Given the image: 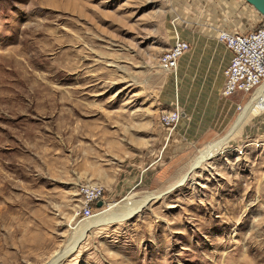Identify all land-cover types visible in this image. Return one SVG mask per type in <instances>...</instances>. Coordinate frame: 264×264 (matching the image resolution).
<instances>
[{"label":"rangeland","instance_id":"obj_1","mask_svg":"<svg viewBox=\"0 0 264 264\" xmlns=\"http://www.w3.org/2000/svg\"><path fill=\"white\" fill-rule=\"evenodd\" d=\"M241 2L234 29L228 14L208 28L200 0H0V264H46L87 220L143 202L63 264H264V111L234 132L249 95L222 93L219 32L264 19ZM177 31L192 45L169 72L159 56ZM227 98L243 106L231 117ZM177 102L166 143L160 116ZM82 183L105 187L90 219Z\"/></svg>","mask_w":264,"mask_h":264},{"label":"built area","instance_id":"obj_2","mask_svg":"<svg viewBox=\"0 0 264 264\" xmlns=\"http://www.w3.org/2000/svg\"><path fill=\"white\" fill-rule=\"evenodd\" d=\"M218 38L232 53L230 62L224 69L223 95L231 96L241 92L249 95L247 102L255 98L256 103L264 107V19L258 26L247 31L221 30ZM190 48V42L177 31L173 44L160 54L159 66L169 72L175 71L179 60ZM242 107L239 104L237 109L241 110ZM181 116V107L177 102L174 108L161 114L160 121L171 134ZM79 194L84 201L80 210L84 219H90L105 210L94 207L99 200L105 201L103 185L82 183L79 185Z\"/></svg>","mask_w":264,"mask_h":264},{"label":"crops","instance_id":"obj_3","mask_svg":"<svg viewBox=\"0 0 264 264\" xmlns=\"http://www.w3.org/2000/svg\"><path fill=\"white\" fill-rule=\"evenodd\" d=\"M200 2H201V13L199 14V16H200V18L202 19V22H207V24H206V26L209 28L210 27V24H209V18L211 17L210 16V14H216V16L217 17H223V18H225V14H228V15H226L227 17H229V18H232L233 17V19H231V23H228V25L227 26H231V27H233L234 29H235V26H237V18H236V15H239L240 14V8H241V4H242V2H241V0H200ZM231 13V14H230ZM215 16V17H216ZM257 18L258 19H260V16H258V14H257ZM250 30V29H249ZM247 31V30H246ZM232 32H237V31H232ZM181 34V33H180ZM181 36L184 38V36L181 34ZM208 36V35H207ZM201 37H205L206 38V36H201ZM208 38H210V37H207V39ZM184 39H186V38H184ZM174 40H175V38H174ZM174 40H173V42H174ZM187 41H189L190 42V44L192 45V43H191V40H189V39H186ZM173 42L171 43V45L173 44ZM170 45V46H171ZM169 46V47H170ZM226 48H227V46H226ZM167 49V48H166ZM228 49V48H227ZM229 50V49H228ZM190 50H188L182 57H181V59L189 52ZM229 52H230V58L228 59V62L223 66V68H222V74H223V82H222V88H223V85H224V82H225V76H224V69H225V67L229 64V62H230V59H231V56H232V53H231V51L229 50ZM212 55H213V57L212 58H215V56H214V54L212 53ZM181 59L179 60V63H180V61H181ZM179 65V64H178ZM241 92H237L236 94H240ZM236 94H234V95H236ZM243 96L245 97V95H244V93H243ZM248 104V103H247ZM246 104V105H247ZM220 105H221V108H223V111H224V114H228L230 117L232 116V114H233V112H234V109H237V107H238V104L236 105L235 104V107H234V102H233V100L232 99H230V98H227V99H224L221 103H220ZM245 108H246V106H245ZM245 108H244V110H245ZM244 110L242 111V113H241V115H240V117H239V119H238V121L236 122V124H235V127H237V125L238 124H240L241 122H243L245 119H247L252 113H254V112H257V111H264V110H261V109H259L258 107H256V108H253L249 113H248V115L244 118V120H241V116H242V114H243V112H244ZM181 114H183V110H182V108H181ZM194 116V115H193ZM182 117V116H181ZM180 121H181V119H180ZM226 122V121H225ZM239 122V123H238ZM180 123V122H179ZM162 127L163 128H165L163 125H162ZM234 127V132L236 131V128ZM166 130L165 131H163V133L161 132V139L162 140H165L166 141V143H167V139H169L170 140V138H171V136H172V134L175 132V130L170 134L169 133V131H168V129L167 128H165ZM161 140V141H162ZM172 145V144H171ZM170 151V150H169ZM218 152V151H217ZM166 153V152H165ZM164 153V155L166 156V154ZM209 154H210V151H209ZM210 155H212V153L210 154ZM209 155V156H210ZM199 159H200V157H199ZM160 161L161 160V158H157V161ZM171 162V161H170ZM170 162H168L169 164H170ZM166 164H167V162H166ZM193 167H194V165H193ZM171 177V175H169V178ZM172 178V177H171ZM179 182V181H178ZM178 182H175L174 184L172 183V184H170L169 186V188H172V187H174V186H177L178 185ZM146 201V200H145Z\"/></svg>","mask_w":264,"mask_h":264},{"label":"bare ground","instance_id":"obj_4","mask_svg":"<svg viewBox=\"0 0 264 264\" xmlns=\"http://www.w3.org/2000/svg\"><path fill=\"white\" fill-rule=\"evenodd\" d=\"M249 104L247 106L252 105V109L258 107L261 110H264V107H262L260 104L256 103L255 98H253L252 100H250V102H248ZM250 108L246 107L242 116H241V120H244V118L248 115V113L250 112ZM240 120V119H239ZM236 128V127H235ZM230 136V135H229ZM227 141L226 138H223L221 140H218L217 143L215 145H212V147L209 148L210 154L215 153L217 151H220V149L222 148V146L224 145V143ZM210 154H207L205 156L200 157V159L198 161H196V163L194 164V168L198 167ZM187 176H184L179 182L178 185L183 184V182L185 181ZM145 202H143L141 205L136 206V207H132V209L130 211H124V212H120V213H114V215L112 217H109L107 219H103V218H99L98 216L87 220V222L83 225V229L80 231L79 235L77 236V238H75V240H73L72 246L65 249V250H61V251H57L55 253H53L52 257L49 259V261L46 264H63V261L66 259V257L75 249V247L77 246V243L79 241V238H81L86 230H89L90 228L93 227H97L100 224H107V223H111L113 221H121V220H125L126 218H128L130 215L139 212L142 207L145 206ZM133 205V203L129 204ZM105 222V223H103Z\"/></svg>","mask_w":264,"mask_h":264},{"label":"water","instance_id":"obj_5","mask_svg":"<svg viewBox=\"0 0 264 264\" xmlns=\"http://www.w3.org/2000/svg\"><path fill=\"white\" fill-rule=\"evenodd\" d=\"M246 1L249 4H251L264 17V0H246ZM103 205H104V202L100 200L97 202L96 206L101 208V207H103ZM103 223H105V222H103ZM87 232H88V230H86L85 234L81 238H79L77 245L85 238V236L87 235Z\"/></svg>","mask_w":264,"mask_h":264},{"label":"trees","instance_id":"obj_6","mask_svg":"<svg viewBox=\"0 0 264 264\" xmlns=\"http://www.w3.org/2000/svg\"><path fill=\"white\" fill-rule=\"evenodd\" d=\"M94 207H97L96 204L94 205Z\"/></svg>","mask_w":264,"mask_h":264}]
</instances>
